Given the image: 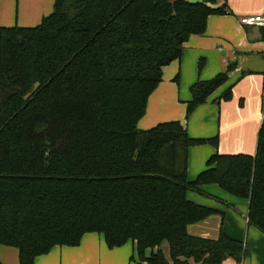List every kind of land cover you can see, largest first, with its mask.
I'll return each mask as SVG.
<instances>
[{"label": "trees", "instance_id": "trees-1", "mask_svg": "<svg viewBox=\"0 0 264 264\" xmlns=\"http://www.w3.org/2000/svg\"><path fill=\"white\" fill-rule=\"evenodd\" d=\"M218 1L54 0L39 24L0 27V245L17 248L19 264L87 232L108 248L134 242L141 264H169L163 243L174 264H241L242 241L188 233L218 210L187 192L216 184L247 199L264 233V115L254 154L215 152L193 180L188 148H216L217 135L190 137L178 120L137 127L162 67L228 12ZM233 67L191 85L186 117Z\"/></svg>", "mask_w": 264, "mask_h": 264}, {"label": "crops", "instance_id": "crops-1", "mask_svg": "<svg viewBox=\"0 0 264 264\" xmlns=\"http://www.w3.org/2000/svg\"><path fill=\"white\" fill-rule=\"evenodd\" d=\"M220 1L223 3V0L218 3ZM225 3L228 12L208 16L205 32L191 35L183 43L180 57L162 67V79L148 96L145 113L137 122L139 129H148L161 122L178 120L186 127L190 137L218 136L216 148L211 144L188 148L187 177L190 180L207 167V160L215 152L254 154L264 115L263 28L239 22L242 15L264 13V0H225ZM53 4L54 0H0V27L35 26L52 12ZM200 60L203 65L199 70ZM230 63L234 67L228 73L226 82L186 117L191 85L197 80L211 79ZM227 89L231 90V97L224 100L221 95ZM201 189L203 193L189 190L187 197L218 210L217 213L222 211L232 218V226L241 228L243 222L247 223L246 244L232 228L227 232L244 244L241 264H264V233L248 223L247 212L240 218L230 209V204L242 205L245 213L244 202L248 204V200L233 196L216 184L204 185ZM220 200L229 204L224 205ZM217 213L189 224L188 233L208 235L206 228L213 225L211 222L214 220L218 224ZM149 254L150 250H147L145 255ZM228 260L234 264L232 259ZM0 264H19L17 248L0 245ZM33 264L141 263L134 242L127 241L121 246L108 248L102 234L87 232L78 245H55L48 253L36 256Z\"/></svg>", "mask_w": 264, "mask_h": 264}, {"label": "rangeland", "instance_id": "rangeland-1", "mask_svg": "<svg viewBox=\"0 0 264 264\" xmlns=\"http://www.w3.org/2000/svg\"><path fill=\"white\" fill-rule=\"evenodd\" d=\"M222 2L220 1L219 4H221ZM230 62H233V61H230ZM214 199V198H212ZM215 200V199H214ZM219 200V199H218ZM242 202H244V200H241ZM220 202H223L224 205H227L229 203L227 202H224L222 200H220ZM245 204V213H243V207L242 205H231L230 206L235 213L236 215H238L240 218H242L243 215L246 214L247 212V209H248V204L247 202H244ZM205 206V205H204ZM207 207H210V206H207ZM221 213H217L219 215V219H218V224L216 225L214 223V220L211 222L213 225H210L206 228L207 231V234L208 235H203V234H198V235H194V236H198V237H201V238H207V239H216L220 232H222L223 234L229 236V234H227V232H229V230H231V228L233 229V232L234 234H236V236H240V240H242L243 242H245L246 244V232H247V223L246 222H243L244 226H242L241 228L239 226H232L231 225V220L232 218L231 217H228V215H224V213L222 211H220ZM243 220V219H242ZM217 227V228H216ZM214 228H216V231L214 230ZM230 237V236H229ZM232 238V237H231ZM248 244V242H247ZM249 245V244H248ZM160 250L161 252L164 254L165 257L168 258L169 260V264H174L171 259H170V256H169V249H168V245L166 243H164L161 247H160ZM138 261V260H137ZM133 262V260H132ZM134 262H136V260H134ZM139 263V262H138ZM189 264H197L193 261H190ZM222 264H232V261L231 260H225Z\"/></svg>", "mask_w": 264, "mask_h": 264}, {"label": "built area", "instance_id": "built-area-1", "mask_svg": "<svg viewBox=\"0 0 264 264\" xmlns=\"http://www.w3.org/2000/svg\"><path fill=\"white\" fill-rule=\"evenodd\" d=\"M239 22L245 26H256L264 28V13L242 15L239 18ZM261 54L264 58V40Z\"/></svg>", "mask_w": 264, "mask_h": 264}, {"label": "water", "instance_id": "water-1", "mask_svg": "<svg viewBox=\"0 0 264 264\" xmlns=\"http://www.w3.org/2000/svg\"><path fill=\"white\" fill-rule=\"evenodd\" d=\"M48 82H49V80L47 81V83H48ZM47 83H46V84H47Z\"/></svg>", "mask_w": 264, "mask_h": 264}]
</instances>
